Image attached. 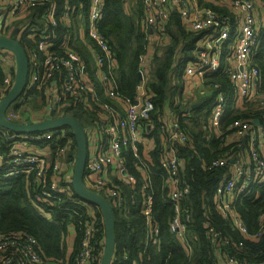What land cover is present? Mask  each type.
<instances>
[{"label": "built area", "instance_id": "1", "mask_svg": "<svg viewBox=\"0 0 264 264\" xmlns=\"http://www.w3.org/2000/svg\"><path fill=\"white\" fill-rule=\"evenodd\" d=\"M143 9L142 28L149 40V51L139 58L137 85L133 97L117 92L110 49L106 39L98 30L103 16V0H89L88 18L82 30L77 29V39L68 31L58 38L61 23L69 27L70 12L56 14L53 0H0V10L4 13L0 36L17 41L24 35V26H15L17 21L26 22L28 39L33 47L27 49V84L20 97L5 110L7 122L25 125L44 120L54 109V117L66 116L65 109L81 108L93 111L94 118L88 120L85 129L88 144V160L84 182L92 191L108 197L109 204L120 205L122 197L116 192V183L133 185L135 176L130 173L123 155L126 150L135 160L133 168L143 180L142 213L148 228L150 241L157 244V228L152 221L153 194L148 190L154 172L153 159L149 153L155 146L151 136L155 115L158 120V139L161 142L159 168L166 173L163 188L173 206L169 230L183 247L187 255L191 249L187 243L186 224L188 215H181L180 202L187 194L186 186L181 185L180 168L183 160L178 155V145H189L190 137L181 128L177 119L169 113L155 111L152 95L148 89L150 60L155 45H166L168 39L163 25L171 13H176L185 30L193 33L196 39L192 60L183 69L184 92L190 90L191 83L203 86L207 78L222 72L232 90V102L237 111H244L248 104L261 119L251 122L237 119L224 135L233 143L231 150L223 157L212 161L207 169L226 167L228 175L218 184L214 203L223 218H232L233 225L242 234L247 230L232 209V201L247 192L252 184L264 183V91L258 87L261 73L253 57L259 46V29L264 26L260 13L257 14L256 0H141ZM45 7L40 25L31 26L27 17L32 9ZM6 7L8 11H3ZM18 29L16 35L14 31ZM161 31V32H160ZM79 37V38H78ZM77 40V41H76ZM73 43V44H72ZM78 43L85 45L92 58L93 75L81 54L73 49ZM153 44V47L151 45ZM25 50V49H24ZM264 52V51H263ZM0 101L4 99L14 84L15 60L12 53L0 50ZM97 86L103 90L100 97ZM217 91L209 128L215 135H221L220 125L227 108V97L218 86L209 87ZM20 98L18 105L12 106ZM35 99L39 108H34ZM246 105V106H245ZM12 106V107H11ZM96 110V111H95ZM63 112L65 115H62ZM27 118L24 119V115ZM258 121V124H254ZM0 180L17 176H31V189L36 201L50 202L61 194L70 196V170L66 159L70 138L64 128L33 134H15L0 127ZM246 138V140H242ZM226 139V141H227ZM65 141L61 148L53 152L50 147L38 148V142ZM233 161V162H231ZM72 180V178H71ZM72 188V186H71ZM98 191V192H97ZM99 194V193H98ZM116 197V198H115ZM84 224L82 247L73 264H94L96 255L92 253L90 239L94 231V215ZM264 229V220L261 230ZM211 232V230H210ZM260 232L256 234L258 236ZM213 237L217 233L212 234ZM229 241L222 238L215 249L217 264L225 261L233 264L235 260L227 257L221 250ZM72 244V243H71ZM241 245V243L239 244ZM71 246V245H70ZM113 261V259H112ZM0 264H62L55 263L44 256L34 237L24 232H0ZM132 264H135L134 262Z\"/></svg>", "mask_w": 264, "mask_h": 264}, {"label": "trees", "instance_id": "2", "mask_svg": "<svg viewBox=\"0 0 264 264\" xmlns=\"http://www.w3.org/2000/svg\"><path fill=\"white\" fill-rule=\"evenodd\" d=\"M53 1L58 16L64 11H69L68 8L72 9L69 27L61 23L58 38L61 39L64 32L68 31L72 38L76 39L77 27L81 23L79 13L81 12L84 21L87 22L89 0ZM126 1L103 0V16L98 24V30L106 39L111 59L115 63L114 75L117 92L131 98L135 94L138 82L139 58L149 51V40L142 28L141 0H132L133 5H130L129 12L125 11ZM258 2L264 8V0H258ZM44 10V6L31 10L27 17L31 26L40 25ZM25 23L17 21L15 26L25 27L24 35L19 39V43L26 51L34 44L26 39L28 29ZM162 29L169 41L166 45L160 46L157 43L154 47V54L150 60L148 89L152 95L155 111L160 114L164 111L171 113L190 137L189 145H178L177 153L183 160V166L180 168L181 185L188 189L187 194L181 199L180 209L182 216L188 215L189 217L188 221H185V237L191 254L187 255L169 230L173 206L166 197L167 189L162 185L167 174L158 166L161 157V142L158 139L159 123L153 115L151 136L154 137L155 146L149 153V158L153 159L154 166H151V170L154 176L148 190H151L153 194L152 221L157 228V244H153L148 237L149 231L142 213L141 182L143 177L135 172L133 168L135 160L125 150L123 155L130 173L135 176V183L128 185L116 183L117 181L114 180L118 187L116 192L122 197V202L120 205L110 204L115 221V252L110 264H132L133 262L135 264H217L215 249L219 247L222 238H226L229 243L223 245L221 250L227 257L235 260L233 264H264V229L261 230L264 220V183L252 184L245 194L232 201L233 211L247 230V234L244 235L233 225L232 218H223L221 211L214 203V194L218 184L224 176L229 174L227 168H206L212 161L223 157L227 151L232 149L233 143L229 144V142L233 137L230 136L229 140L224 135L232 134L227 127L233 121L241 119L251 122L254 118L261 119V116L259 117V113L254 112L251 104H248L242 112L234 108L232 90L227 77L222 72L207 78L203 85L207 91L205 96L200 99L196 98V101L192 103L184 101L183 69L186 63L193 59L192 51L196 39L193 33L185 30L176 13L170 14L169 20ZM258 34L260 41L253 60L261 73V83L258 89L262 92L264 91V26L259 29ZM72 48L81 54L88 70L93 75L92 58L85 45L78 43ZM2 79L0 73V83ZM213 84H218L227 97V108L220 125L221 135H215L208 124L217 94V91L209 88ZM96 87L100 97L103 98L101 95L103 90L100 86L96 85ZM177 102L179 104H176ZM198 102L200 105L192 109L191 105ZM31 103L34 108H39L34 98ZM65 110L66 116L75 118L84 130L90 125L88 120L95 117L93 111L86 112L81 108ZM203 112L204 120L200 128H190L191 122L198 125L199 119L196 117ZM62 115L65 113L63 112ZM63 128L70 138L66 159L71 181L76 143L71 130ZM5 143L1 141L0 148H4ZM37 145L38 148L48 145L55 152L57 147L61 148L65 145V141H40ZM30 181L31 176L26 178L21 175L0 180V232L27 233L36 239L45 257L55 263L73 264L82 247L84 224L90 219L89 214L92 213L95 219L90 246L92 253L97 257L94 264H99L104 245V228L99 210L80 201L75 196L71 184L70 196L61 194L57 199H52L48 203L47 201H36ZM98 193L109 202L108 197ZM69 231H73L70 247L66 242ZM258 232L260 234L256 236ZM213 233L218 235L213 237ZM225 264L231 263L225 261Z\"/></svg>", "mask_w": 264, "mask_h": 264}, {"label": "water", "instance_id": "3", "mask_svg": "<svg viewBox=\"0 0 264 264\" xmlns=\"http://www.w3.org/2000/svg\"><path fill=\"white\" fill-rule=\"evenodd\" d=\"M14 33L17 35L18 29ZM0 50L9 51L15 60L14 84L7 96L0 101V127L15 134L42 133L63 127L71 130L76 143L71 180L72 190L80 201L99 210L104 228V245L99 264H110L115 252V221L109 202L100 194L89 189L84 182L88 146L83 126L71 116L54 117V109L43 121L38 123L30 124L27 121L25 125H21L7 122L4 118L6 108L22 95L27 84L28 58L19 41L13 38L0 36ZM199 105V102L194 103L191 108L195 109ZM23 117L26 119L27 115L25 114ZM254 124L257 125L258 121H254Z\"/></svg>", "mask_w": 264, "mask_h": 264}, {"label": "crops", "instance_id": "4", "mask_svg": "<svg viewBox=\"0 0 264 264\" xmlns=\"http://www.w3.org/2000/svg\"><path fill=\"white\" fill-rule=\"evenodd\" d=\"M256 3H257L258 8H259L258 11H257V14L260 13L262 15V19L264 20V8H263L262 4L258 2V0H256ZM130 5H133V1L132 0H127L126 1V4H125V11L126 12H129L130 11ZM79 20L81 21V23L78 25L77 29L80 28L82 30V28L85 26L86 21H84V18L81 15V12L79 13ZM76 36L77 35H75V37ZM206 92L207 91H206V88L205 87L198 86L197 90L195 91V95L198 94L197 95V99H200V97H203V96L206 95ZM187 93L190 94L189 91H187ZM167 113H169V112L166 111L164 114H167ZM242 140H246V138H243ZM261 152L264 154V150H261ZM66 167L69 168L68 165ZM69 232L70 233L67 236V241L66 242H67L68 246L70 247V245L72 243V240H73V231H69Z\"/></svg>", "mask_w": 264, "mask_h": 264}, {"label": "rangeland", "instance_id": "5", "mask_svg": "<svg viewBox=\"0 0 264 264\" xmlns=\"http://www.w3.org/2000/svg\"><path fill=\"white\" fill-rule=\"evenodd\" d=\"M8 11V9L6 7H3V11ZM5 15L4 13H1V10H0V31H1V27H2V23H3V19H4ZM151 47H153V44L151 45ZM198 88V85L195 84V83H191L190 84V87H188V89L190 90L191 94H188L186 91L184 92V101H187V102H195L196 101V98H197V95H195V91L197 90ZM188 98V99H186ZM20 98L12 105V106H15V105H18L20 103ZM176 104H179V102H177ZM194 104V103H193ZM11 106V107H12ZM197 119H199L198 121V125L196 124H192V122L190 123V128H193V129H196V128H200V125L203 123V120H204V112L202 114H199L197 115L196 117ZM215 133V132H214Z\"/></svg>", "mask_w": 264, "mask_h": 264}]
</instances>
